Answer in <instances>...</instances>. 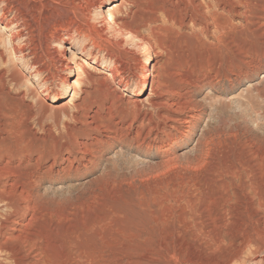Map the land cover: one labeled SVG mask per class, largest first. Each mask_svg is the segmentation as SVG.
I'll return each mask as SVG.
<instances>
[{
  "label": "rangeland",
  "instance_id": "obj_1",
  "mask_svg": "<svg viewBox=\"0 0 264 264\" xmlns=\"http://www.w3.org/2000/svg\"><path fill=\"white\" fill-rule=\"evenodd\" d=\"M37 1L0 0V191L40 175L33 207L0 202V264H264V60L235 76L262 40L244 6L123 0L145 46L108 22L116 0ZM15 6L31 24L12 39Z\"/></svg>",
  "mask_w": 264,
  "mask_h": 264
},
{
  "label": "bare ground",
  "instance_id": "obj_2",
  "mask_svg": "<svg viewBox=\"0 0 264 264\" xmlns=\"http://www.w3.org/2000/svg\"><path fill=\"white\" fill-rule=\"evenodd\" d=\"M39 1V0H38ZM37 1V2H38ZM41 1V0H40ZM123 0H116L114 1L113 3L110 4V10L108 12V22L111 23V24H114L117 26V31L118 33H120L122 30L125 31V35L126 37L132 39V40H136V41H139L141 42L142 44H144L145 46L147 45V39L144 37V36H140L137 31L135 30H132V29H129L128 28V22L119 17L118 15V9L119 7L121 6ZM239 4L243 5L244 6V11L242 12V14L244 15L245 17V21L248 23V17L252 18L249 22V24H253L256 27L255 29V34L257 35L256 37L259 38L261 37L262 40L259 44V51L257 50V52H255V54L252 56L250 55H247V54H243V56L238 59V65H236V70L237 72L234 73L235 76L237 77H243V78H246L248 76L249 73L251 72H254V71H257L258 68H259V64L261 62V60H264V14H261V15H251V13L253 12L252 10H256L258 7H259V4L256 0H238L237 1ZM216 3L217 5L219 6L220 5V8L221 10H225L227 12H230L232 11V9L235 7L233 5V0H216ZM33 5V4H32ZM47 4H44V3H41V6L44 7L46 6ZM39 6V5H38ZM16 7V13L11 16L10 18L8 19H5V22H4V25L7 27L9 25H12L13 27L16 28L15 32H12L10 33V36L11 38L13 39L14 37H17V35L20 34V32H24V31H27V28L28 26L31 24L29 22V18L28 19H25L21 22H19V19H18V15L17 13H20L22 10L20 7ZM22 7V6H21ZM34 6H32V8H34ZM30 8V7H29ZM37 8V7H36ZM49 8V7H48ZM35 9V8H34ZM39 9V8H38ZM32 10V9H31ZM44 10V9H43ZM261 10L264 11V5L261 6ZM28 11V10H27ZM8 12V10H7ZM26 12V11H25ZM42 12V11H41ZM255 13V12H254ZM5 14V12H4ZM253 14V13H252ZM22 15V14H21ZM28 16V14H25ZM38 15V14H37ZM23 18V17H22ZM32 20V19H31ZM36 20V19H35ZM216 20V19H215ZM38 21V20H37ZM37 21L35 23H37ZM34 22V21H33ZM213 24H214V27L216 29H223L224 27V23L221 22V21H212ZM34 25V24H33ZM208 24H205V27H207ZM40 27V26H39ZM32 28V27H31ZM128 28V29H127ZM127 29V30H125ZM31 30V29H29ZM28 30V31H29ZM220 30V31H221ZM224 30V29H223ZM153 30H150V32H152ZM219 31V32H220ZM152 34V33H151ZM24 35V33H23ZM259 36V37H258ZM147 41V42H146ZM25 46V45H24ZM238 46V45H237ZM258 47V45H257ZM64 51L66 53H69L70 56L72 57V61H71V64L75 65L77 67V69H83V66L81 64H77L75 61V58H80V52L77 51L76 49H74L72 46H65L64 47ZM238 51L241 53H243L244 51L240 48H238ZM254 51V50H253ZM252 51V53H253ZM246 52V51H245ZM242 55V54H241ZM66 58V57H65ZM83 60L82 62L84 63H88L86 60L84 59H81ZM90 65V64H89ZM75 67V68H76ZM112 72H114L112 70ZM76 75L74 69H73V66L70 67L69 71H68V77H74ZM153 76V73L150 71L148 74H147V77H151ZM219 75L217 74V71L214 70V73L212 75H209L207 76L208 78V83L209 84H212V81L214 78H217ZM219 77H224L225 79H228L229 77L227 75H223V76H219ZM78 78L76 80L73 81V83H75V81H77ZM229 80V79H228ZM149 83L152 81V80H148ZM147 81V82H148ZM152 87V85H151ZM151 91H153V89L151 88L150 89ZM36 97L38 98V100H44V94L43 93H40V92H36ZM136 102L140 101V99H135ZM191 103V100L189 98H183L182 100H179L175 103L177 109H181L182 107L184 106H187V105H190ZM173 104V103H172ZM189 108V107H188ZM195 117V113L194 111H189V115L188 117H185V118H182L184 120V123H189L188 122V118L192 119ZM155 129V128H154ZM138 131V130H137ZM136 131V132H137ZM120 133V132H119ZM141 136V135H140ZM129 138V137H128ZM119 139V138H118ZM122 140V138H121ZM88 160V159H87ZM28 181L25 183L24 186H21L20 188L19 187H14V189H11L10 191H6V190H2L0 191V202L3 203L5 206L9 207V208H12V210H17L19 209V207L21 206L19 204L18 201L22 202V204H24V206L26 208H31L33 207V205L31 206V204L29 203V198H30V186L35 184L39 179H40V175L39 173H34L32 172L31 174L28 175ZM247 182V181H246ZM12 185V184H11ZM20 185V184H19ZM243 189V188H242ZM248 192V191H247ZM230 195V194H229ZM228 197V196H227ZM230 199V197H229ZM2 205V204H1ZM33 210V209H32ZM32 216V215H31ZM34 220L33 218L31 219V221ZM28 220V222L31 224L33 222H31ZM1 223V222H0ZM27 223V222H26ZM29 224V225H30ZM24 227V226H23ZM214 229V228H213ZM47 230V229H46ZM24 232V231H23ZM41 232V231H39ZM35 233L30 235L28 234L29 236H19V238L23 239V242L25 246L28 247L27 250L29 251H37V250H40L41 249V245L39 244L40 240H42V238H44V235L43 233ZM29 233V232H28ZM46 239V238H45ZM44 253V252H43ZM21 255V254H20ZM12 260V259H11ZM30 264V263H29Z\"/></svg>",
  "mask_w": 264,
  "mask_h": 264
}]
</instances>
